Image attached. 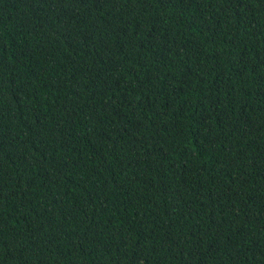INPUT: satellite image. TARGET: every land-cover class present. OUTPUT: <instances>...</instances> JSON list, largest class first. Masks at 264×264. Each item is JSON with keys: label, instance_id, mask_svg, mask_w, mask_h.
<instances>
[{"label": "trees", "instance_id": "1", "mask_svg": "<svg viewBox=\"0 0 264 264\" xmlns=\"http://www.w3.org/2000/svg\"><path fill=\"white\" fill-rule=\"evenodd\" d=\"M0 264H264V0H0Z\"/></svg>", "mask_w": 264, "mask_h": 264}]
</instances>
